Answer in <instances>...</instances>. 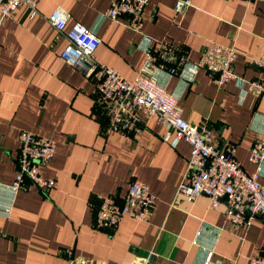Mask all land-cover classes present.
I'll list each match as a JSON object with an SVG mask.
<instances>
[{"label":"crops","instance_id":"0c3cea01","mask_svg":"<svg viewBox=\"0 0 264 264\" xmlns=\"http://www.w3.org/2000/svg\"><path fill=\"white\" fill-rule=\"evenodd\" d=\"M39 14L19 6L0 14V264H251L264 253V223L249 226L225 219L226 204L212 209L206 195L188 202L178 194L190 154L180 142L172 148L165 128L150 119L143 130L126 137L108 129L109 117L95 107L92 80L59 57L63 34L47 20L65 9L66 25L80 22L99 38V61L133 80L152 41H169L184 53L180 73L160 74L167 91L178 98L183 118L207 123L210 138L233 145L247 173L255 139L264 133V93L234 81L216 84V75L196 62L211 42L233 45L234 72L264 81V0H191L183 14L175 0H149L140 32L104 17L112 0H36ZM125 19V17H124ZM21 130L53 138L56 151L40 168L54 180L45 191L29 186L12 196ZM145 182L156 196L148 221L124 216L112 230L93 224L101 195L121 199L132 179ZM259 181L264 185V163ZM10 203L11 206L9 205ZM10 206L5 215L3 209Z\"/></svg>","mask_w":264,"mask_h":264},{"label":"built area","instance_id":"2783aa9c","mask_svg":"<svg viewBox=\"0 0 264 264\" xmlns=\"http://www.w3.org/2000/svg\"><path fill=\"white\" fill-rule=\"evenodd\" d=\"M148 2L149 0H112L104 17L114 24L140 32L143 10ZM19 6L28 8L30 17L40 13L36 0H0V14L11 15ZM190 6L191 0H175L174 11L176 14H183ZM69 18L70 14L61 7L47 15L49 23L66 39L59 57L92 80L97 96L95 107L109 117L108 129L131 137L139 134L150 119H155L165 128L163 138L172 148H176L180 142L190 146L177 195H182L191 203L199 196L206 195L212 209H218L224 202L225 219L235 225L249 226L256 218L264 223V185L259 181L264 163V133L251 145L249 160L256 169L247 173L235 157V147H221L211 140L207 123L187 122L182 116L183 109L178 98L169 93L160 81L161 73L174 75L184 68L186 58L178 46L169 41L148 43L142 67L133 80H126L97 59L96 50L100 38L80 22L66 28ZM237 56L238 52L233 45L211 42L201 52L196 66L215 74L217 85L234 81L239 86L247 85L255 93H264V81L246 80L234 72L233 64ZM255 63L264 67V60H257ZM17 139V169L12 183L8 185L12 196L15 197L19 191L29 186L45 191L52 188L54 180L45 178L40 168L54 156L56 141L26 130H21ZM155 202L156 196L148 185L142 180L132 179L121 199L112 194L99 197L93 224L99 229L112 230L124 216L136 221H148ZM9 205L3 209L5 215L10 212ZM211 256L212 253H209L204 264L209 263ZM131 264L150 262L144 258ZM251 264H264V253L252 257Z\"/></svg>","mask_w":264,"mask_h":264}]
</instances>
